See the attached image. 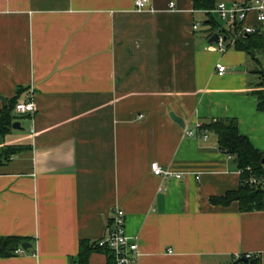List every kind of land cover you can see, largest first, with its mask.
<instances>
[{
	"label": "crops",
	"instance_id": "obj_1",
	"mask_svg": "<svg viewBox=\"0 0 264 264\" xmlns=\"http://www.w3.org/2000/svg\"><path fill=\"white\" fill-rule=\"evenodd\" d=\"M149 8L0 0V116L15 99L35 104L15 120L25 130L0 142V151L23 149L0 164V237L32 247L0 264H77L82 242L98 248L88 264H112L98 243L118 207L138 238L135 264H236L246 255L264 264V212L210 202L239 189L235 160L211 130L207 140L184 135L233 119L264 153L257 56L210 43L218 31L191 0ZM247 24H257L255 12ZM155 162L183 178L153 175Z\"/></svg>",
	"mask_w": 264,
	"mask_h": 264
},
{
	"label": "trees",
	"instance_id": "obj_2",
	"mask_svg": "<svg viewBox=\"0 0 264 264\" xmlns=\"http://www.w3.org/2000/svg\"><path fill=\"white\" fill-rule=\"evenodd\" d=\"M196 11H205L209 15V23L213 31H221V24L211 16L217 8L216 0H191ZM230 38L228 34L225 35ZM234 48L243 51L253 57L257 53L264 52V35L250 34L242 36L236 40ZM258 96V110L264 112V93H255ZM19 102L17 99L8 102L0 116V142L12 130V124L16 117L13 112ZM206 127L213 131L217 136L219 150L226 155L237 160V171L240 172V184L237 191L226 193L223 197H213L210 202L214 205L229 206L234 202L239 204V209L243 213H252L254 211L264 212V184L251 185L249 180L255 176L264 178V153L257 150L251 141L239 133L237 121L233 119H221L208 124ZM23 149L20 146L4 147L0 151V164L8 161L11 156L21 153ZM27 242L24 238L0 237V258H11L16 255V251L22 249L23 243ZM97 247L82 242L80 245L77 264H88L89 258ZM106 252H108L106 250ZM109 253V252H108ZM110 255V253H109ZM240 264H262L258 258L249 259L248 262Z\"/></svg>",
	"mask_w": 264,
	"mask_h": 264
},
{
	"label": "built area",
	"instance_id": "obj_3",
	"mask_svg": "<svg viewBox=\"0 0 264 264\" xmlns=\"http://www.w3.org/2000/svg\"><path fill=\"white\" fill-rule=\"evenodd\" d=\"M134 8L138 12L149 10L151 0H133ZM173 7V3L170 5ZM256 13L257 24H247L248 16L250 13ZM221 21L225 22V26L221 25V31H218L219 41L217 46L221 51L226 50V44L230 43L234 46L237 39L242 36H249L250 34H260L261 27L264 24V0H251L248 3L233 2L231 5L226 3H218L217 8L214 10ZM199 24L194 26V29H198ZM228 34L229 39L225 37ZM218 74L223 75L226 72V67L223 65H217ZM35 104L28 98L17 102L14 109L15 117H22L26 114H34ZM209 133L208 128L198 126L197 129H185V137H200L207 140ZM151 171L153 175L160 178H183L182 174H173L168 169L160 166L158 162L151 165ZM251 185H263L264 178H258L253 176L249 180ZM98 247L103 250H107L113 259L112 264H135L141 256L139 248L138 238L130 237L126 233V220L125 212L121 208H116L111 218V225L104 238L98 243ZM23 250L19 249L17 253H21ZM171 252V250H170ZM248 260L254 259L252 255L245 256Z\"/></svg>",
	"mask_w": 264,
	"mask_h": 264
},
{
	"label": "water",
	"instance_id": "obj_4",
	"mask_svg": "<svg viewBox=\"0 0 264 264\" xmlns=\"http://www.w3.org/2000/svg\"><path fill=\"white\" fill-rule=\"evenodd\" d=\"M218 41H219V34H213L211 39H210V43H216L217 44ZM172 118L179 125H181L182 127L184 126V123L180 118L175 117V115H173V114H172ZM12 129L17 130V131H24L25 130V128L22 127V123L20 121H15L12 124ZM234 162L237 163V160H235ZM31 247H32V245L29 242H25L21 246L23 251H28V249H30ZM241 262H248V259L245 256H243V257H241V259L237 260L235 263L240 264Z\"/></svg>",
	"mask_w": 264,
	"mask_h": 264
},
{
	"label": "rangeland",
	"instance_id": "obj_5",
	"mask_svg": "<svg viewBox=\"0 0 264 264\" xmlns=\"http://www.w3.org/2000/svg\"><path fill=\"white\" fill-rule=\"evenodd\" d=\"M217 21L222 26H225V22L221 21L219 18H216ZM257 59L259 61V64L255 66V74H252V79L257 77L258 83L256 85V93H264V52L257 53ZM16 119H19V117H16Z\"/></svg>",
	"mask_w": 264,
	"mask_h": 264
}]
</instances>
